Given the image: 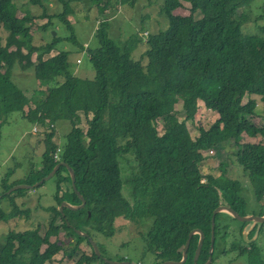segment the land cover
<instances>
[{
    "label": "trees",
    "instance_id": "obj_1",
    "mask_svg": "<svg viewBox=\"0 0 264 264\" xmlns=\"http://www.w3.org/2000/svg\"><path fill=\"white\" fill-rule=\"evenodd\" d=\"M86 1L102 16L93 32L96 48L76 44L68 18L73 12L72 3ZM251 1L163 0L168 27L148 34L147 49L140 60H135L131 45L122 48L109 35L110 20L106 16L122 6H135L138 0H55L62 8L52 15L47 14L40 0H30L28 3H39L44 10L36 15L27 9L29 15L21 17L17 12L26 7L22 0H0V30L6 32L4 41L0 35V128L18 113L28 123L45 129L40 168L32 170L21 183L32 184L58 162H64L72 168L76 189L85 199L84 207L77 210L49 207L53 215L44 235L39 225L23 232L8 231L0 245V264H44L60 251L70 258L81 251L75 264H90L93 260L115 264L103 258L104 249L94 235L113 236L119 217L149 223V230L142 232L146 247L138 264L180 260L193 228L205 233L197 259V264H204L210 256L213 210L225 204L240 215L246 214L247 203L241 195L246 187L239 179L225 175L224 163L218 175L201 170V162L206 160L204 152L218 150L227 143L232 144L236 162L246 172L248 185L264 213V144L243 142L244 137L264 139V111H256V99L264 98V26L260 27L261 34L242 30L251 16ZM181 8L186 13L176 12ZM39 17H47L42 25L45 30L57 18L71 36L56 32L51 34L50 42L33 45L31 30L37 28L35 20ZM65 41L72 43V50L84 54L94 71L92 77L71 72L70 52L50 54ZM34 53L36 63L31 62ZM46 55L49 57L45 59ZM16 66L30 68L38 86L43 84L45 88H34L26 96L12 78ZM245 96L248 98L243 101ZM199 100L218 117L209 128L198 127L193 137L186 122L194 119ZM178 101L185 114L182 120L175 115ZM29 102L34 106L24 110ZM80 111L86 117L85 129L77 126ZM88 113L92 114L89 118ZM158 119L162 121L161 132L157 129ZM61 122L68 123L70 129L59 145L52 137ZM127 155L135 163L125 178L121 158ZM53 178L57 205L62 201L81 202L72 188L67 166L60 165ZM65 183L69 188L62 189ZM15 184L2 178L0 203L6 198L14 203L9 213L0 207L2 222L22 217L13 198L22 195L24 188L4 193ZM125 185L130 198L124 195ZM24 214L27 218V211ZM58 218L60 224L55 222ZM234 221L237 219L226 212L215 214L211 264H216L217 244L218 254L248 251L250 264H264L254 241L247 243L242 238L247 222L239 221L238 234L249 249L242 246L236 228L230 231ZM60 230L64 232L63 240H52ZM77 231L96 243L100 255H95L87 237ZM256 231L257 225L247 238ZM198 240L199 234H193L182 264H193ZM83 241L90 247L89 254L80 248ZM43 243L47 246L41 251Z\"/></svg>",
    "mask_w": 264,
    "mask_h": 264
},
{
    "label": "rangeland",
    "instance_id": "obj_2",
    "mask_svg": "<svg viewBox=\"0 0 264 264\" xmlns=\"http://www.w3.org/2000/svg\"><path fill=\"white\" fill-rule=\"evenodd\" d=\"M22 1L26 4V7L24 8L25 10H19L17 12L19 17L29 15L25 13L28 11L36 15L42 13L43 8L39 5V3H28L30 0ZM40 1L48 9V15H52L62 8L61 4L56 3L55 0ZM162 1L163 0H138L135 6H122L113 15L108 13L106 16V18L110 20L109 35L112 36V38L117 43H119L122 48H125V46L128 44L131 45L134 49L133 58L135 60H140L143 57L147 49L146 42L148 34L158 33L159 31L165 30L168 27V19L162 10ZM72 6L73 12L71 14L69 13L68 18L73 25V33L77 41L76 44H90L91 48H96L97 42L93 37V32L94 28L98 24V21L102 19V16L99 15L95 8H92L88 1L78 5H74L72 3ZM263 8L264 0L251 1L249 7V14L251 16L242 25V30L244 33L261 34L260 27L264 26ZM176 12L186 13V10L181 8ZM255 16L260 17L254 20ZM45 18L47 17H39L35 20L37 28L32 27L31 30V34L33 36V45L38 46L46 42H50L51 34L54 35L56 32L59 34V36H71V31H68L66 26L62 24L56 17L54 18L57 20L52 19V24H50L46 30L43 29L42 25L47 23V19ZM5 33L6 32L0 30V35L3 37L2 41L5 39ZM135 36L138 37V39H135ZM72 49V43L65 41L59 43L57 48H55L50 54L57 55L60 53V51L70 52L69 62L71 64V72L83 78L92 77L94 75V71L90 63L87 62L84 54ZM26 52L27 51L25 50L23 53L25 54ZM36 57L37 56L35 53L32 54V63H36ZM48 57L49 55L44 56L45 59ZM11 75L13 80H15L19 86L23 88H31L30 85L22 86L21 81H19H28L27 79L34 78V72L30 68L22 70L16 66L12 70ZM22 75L27 77L22 78ZM31 84L34 85V81H31ZM35 88L44 89L45 87L42 85L38 86L36 81ZM24 94L29 95L30 92L27 91L24 92ZM247 98L248 96H245L243 101H246ZM256 101V111L261 114L264 111V98L258 97ZM29 105L32 107L34 106L32 102H29V104L24 106V110H27ZM175 111V115L179 120L184 119L185 114L180 101H178L176 104ZM79 114L81 117V122L77 126H81L83 129H85L87 127L85 122L86 117H84L81 111ZM90 116H92V114L88 113L87 118ZM217 117L218 116L215 112L208 109L204 105V102L199 100L194 119L192 121L186 122L191 136L194 137L198 133V127L209 128ZM69 129L70 125L68 123H59L57 131L52 137V141L56 144L62 145L65 141V134L69 131ZM157 129L159 132L162 131V121L160 119L157 120ZM44 134L45 129H43V127L39 128L38 126L28 123L26 120L22 119V116L18 113L13 114L9 123L2 124V127L0 128V184L3 177L8 179V183L26 184L21 182H23V180L28 175H30L32 170H37L40 168L41 155L45 148ZM243 142L264 144V139H262V137H255V139H248V137H244ZM204 153L206 155V160L201 162L202 172H205L206 174L218 175L221 172L220 165L224 163L223 169L226 172L225 175L230 178L239 179L246 187L244 190L245 192L241 193L247 203L245 215H262L261 213L263 206L253 196L252 190L248 185L246 172L236 162L232 144L227 143L220 149L218 148V150H207ZM121 163L123 176L127 178L130 174V166L134 165L135 162L131 156L127 155L125 159L121 158ZM125 187L126 189L124 191V195L127 198H130L129 194L127 193V191H129L127 185H125ZM55 188V179L52 176L37 186L24 188L22 195H16L13 198L15 204L18 206L17 208L19 212L22 213V217L16 218L15 216L6 222L0 221V245L4 243L5 236L10 230L15 232H23L27 230V228H34L39 225L41 235H44L47 232L50 218L53 215V212H51V210L48 208L51 206H56L59 209L60 206L57 205L54 198ZM65 188H69L68 183L62 184V189ZM1 192L2 188L0 187V193ZM13 204L14 203L11 199L6 198L2 201V203H0V207L3 208L6 213H9L13 211ZM24 211H27V218L24 214ZM137 221L139 220L133 219L130 221L119 217L115 221L116 232L113 236L107 237L101 234L94 235V240L96 243H99L104 249L102 254L104 259L119 260L126 258L127 261L131 263H139L142 261L146 247L142 237V232H147L149 230V223H145L144 220H140L139 223ZM55 222L56 224H60V218H58ZM238 224H240L239 220L234 221L230 226V231L232 228H236L235 234L237 236H239ZM255 225H257V231L253 235V241L260 255L264 257V222L256 224L247 222L243 231L249 233L251 228ZM63 238L64 232L60 230V235L52 237V240H63ZM230 239H232V236H230L229 241ZM243 240L245 242L247 241L246 238H243ZM239 241L241 242L242 246H244L246 249H249L248 244L243 243L240 236ZM46 246L47 244L43 243L40 246L41 251H43ZM66 247L69 248V245H66ZM80 248L88 254L90 253V247L85 241L81 243ZM218 249L219 247L217 244L214 258L216 264H250L248 251L240 254L239 251L230 250L225 254H218ZM80 254L81 251H76L73 257L70 258L65 253H63V251H60L50 261L48 260L44 264H75V261L79 259ZM90 264L103 263L98 260H93Z\"/></svg>",
    "mask_w": 264,
    "mask_h": 264
},
{
    "label": "water",
    "instance_id": "obj_3",
    "mask_svg": "<svg viewBox=\"0 0 264 264\" xmlns=\"http://www.w3.org/2000/svg\"><path fill=\"white\" fill-rule=\"evenodd\" d=\"M60 165L67 166L69 173H70V177H71L72 188L76 192V194L78 195V198L81 200V202L79 204H71L67 201H62L60 203L59 210L62 211L63 207H67V208H70L72 210H77V209L83 208L85 205V199L79 193V191L76 189L74 172H73L72 168L69 167L64 162H58L48 174H46L45 176L40 178L34 184H18L15 186L13 185L8 190H6L5 194H8L15 189L31 188L33 186H37V185L41 184L45 180L52 177L55 174V172L57 171V169L60 167ZM218 212H226L229 215H231L233 218H235L239 221L252 222V224L264 222V213L262 215H259V216L251 215V214L240 215L237 211H235L234 209H232L231 207H229L225 204H222V205H219L218 207H216L213 210V217H212V238H211L210 256H209V259L204 264H211L213 261L214 227H215L214 217H215V214ZM77 233L87 237L86 233H83L80 231H77ZM195 233L199 234V240H198V243H197V246H196V249L194 252V256H193V264H197V259H198L199 254H200L202 244H204V240H205V233H204V231L201 230V228H193V230H191L189 232L188 237L185 241L183 250H182V257L180 258V260H178V261L177 260H165L163 262H160L159 264H182V263H184L185 260L187 259V250L189 247L190 239H191L192 235ZM247 234H248V232L243 231V233H242L243 238H246V240H247L246 242H252L253 237L249 239V238H247ZM87 240H88L91 248L93 249L95 255H97V256L100 255V251H98L99 248H97L96 243L90 237H87ZM105 260L109 263H115V264H129V263H131L129 261H114V260H108V259H105ZM132 264H138V263H132Z\"/></svg>",
    "mask_w": 264,
    "mask_h": 264
},
{
    "label": "crops",
    "instance_id": "obj_4",
    "mask_svg": "<svg viewBox=\"0 0 264 264\" xmlns=\"http://www.w3.org/2000/svg\"><path fill=\"white\" fill-rule=\"evenodd\" d=\"M83 45H85V44H83ZM19 77V76H18ZM27 76H25V75H22V78H26ZM34 79V78H33ZM33 79H31V78H29V79H27L28 81H26V80H19V81H21V85L22 86H27V85H30L31 86V88H28V87H25V88H23V90H24V92H27V91H29L30 93L32 92V90L35 88V84H36V81H35V79L33 80ZM31 81L33 82L34 81V85L33 84H31ZM42 86L44 87V85L42 84ZM26 96H28V95H26ZM34 126H36V125H34ZM247 206V205H246Z\"/></svg>",
    "mask_w": 264,
    "mask_h": 264
}]
</instances>
